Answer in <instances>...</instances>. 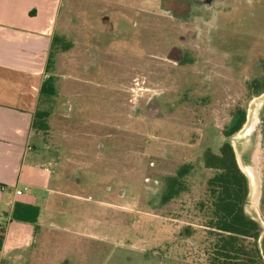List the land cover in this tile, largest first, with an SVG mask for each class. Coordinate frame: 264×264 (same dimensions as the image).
<instances>
[{
	"label": "rangeland",
	"instance_id": "1",
	"mask_svg": "<svg viewBox=\"0 0 264 264\" xmlns=\"http://www.w3.org/2000/svg\"><path fill=\"white\" fill-rule=\"evenodd\" d=\"M53 38L20 185L36 201L14 203L32 233L13 264H208L202 157L224 141L264 251V0H62Z\"/></svg>",
	"mask_w": 264,
	"mask_h": 264
},
{
	"label": "crops",
	"instance_id": "2",
	"mask_svg": "<svg viewBox=\"0 0 264 264\" xmlns=\"http://www.w3.org/2000/svg\"><path fill=\"white\" fill-rule=\"evenodd\" d=\"M61 2L0 0V264H13L31 238L30 224L14 226V203L36 201L20 185L34 171L32 123Z\"/></svg>",
	"mask_w": 264,
	"mask_h": 264
},
{
	"label": "trees",
	"instance_id": "3",
	"mask_svg": "<svg viewBox=\"0 0 264 264\" xmlns=\"http://www.w3.org/2000/svg\"><path fill=\"white\" fill-rule=\"evenodd\" d=\"M51 79L48 76L43 81L40 97L54 93ZM47 115V111L36 109L33 128H45L43 120ZM245 117L244 111H241L226 134L238 131ZM202 158L204 166L214 170L207 179L213 214L209 228L215 238L208 264H264L263 250L257 244L259 224L244 210L249 193L248 179L237 163L231 143L224 141L217 152L207 148ZM190 168V164H184L174 176L167 178L162 201L183 190V176ZM248 239H252V242Z\"/></svg>",
	"mask_w": 264,
	"mask_h": 264
},
{
	"label": "built area",
	"instance_id": "4",
	"mask_svg": "<svg viewBox=\"0 0 264 264\" xmlns=\"http://www.w3.org/2000/svg\"><path fill=\"white\" fill-rule=\"evenodd\" d=\"M22 193V191L21 190H16V194H21Z\"/></svg>",
	"mask_w": 264,
	"mask_h": 264
},
{
	"label": "water",
	"instance_id": "5",
	"mask_svg": "<svg viewBox=\"0 0 264 264\" xmlns=\"http://www.w3.org/2000/svg\"><path fill=\"white\" fill-rule=\"evenodd\" d=\"M263 261H264V251H263V255H262Z\"/></svg>",
	"mask_w": 264,
	"mask_h": 264
}]
</instances>
